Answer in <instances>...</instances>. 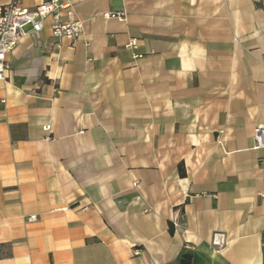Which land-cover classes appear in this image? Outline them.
<instances>
[{
  "label": "crops",
  "instance_id": "crops-1",
  "mask_svg": "<svg viewBox=\"0 0 264 264\" xmlns=\"http://www.w3.org/2000/svg\"><path fill=\"white\" fill-rule=\"evenodd\" d=\"M59 2L82 39L0 80V264H264L262 1Z\"/></svg>",
  "mask_w": 264,
  "mask_h": 264
},
{
  "label": "built area",
  "instance_id": "built-area-1",
  "mask_svg": "<svg viewBox=\"0 0 264 264\" xmlns=\"http://www.w3.org/2000/svg\"><path fill=\"white\" fill-rule=\"evenodd\" d=\"M50 17L52 18L50 32L54 40L58 42L65 40L75 45L85 35V25L82 21L76 20L71 5L60 3L59 0H44L34 9L23 7L14 1L0 6V80L7 78L10 67L6 57L18 47L21 40L27 35V28H31L34 37L40 38L45 21ZM104 17L107 19L115 17L122 20L127 18L123 11L107 12ZM128 47L136 48L137 41L132 40ZM44 129L49 130L50 127ZM254 143L257 149L264 148V126H258L255 129ZM181 218L180 213L174 214L175 226L178 227ZM28 220L34 221L36 216H31ZM211 245L215 252H222L227 246L226 234L215 232ZM135 253L139 254L140 251L136 250Z\"/></svg>",
  "mask_w": 264,
  "mask_h": 264
},
{
  "label": "trees",
  "instance_id": "trees-1",
  "mask_svg": "<svg viewBox=\"0 0 264 264\" xmlns=\"http://www.w3.org/2000/svg\"><path fill=\"white\" fill-rule=\"evenodd\" d=\"M258 5L261 6V7H264V5L262 3H259ZM180 172H181L182 176L186 175V171L183 168H181Z\"/></svg>",
  "mask_w": 264,
  "mask_h": 264
},
{
  "label": "rangeland",
  "instance_id": "rangeland-1",
  "mask_svg": "<svg viewBox=\"0 0 264 264\" xmlns=\"http://www.w3.org/2000/svg\"><path fill=\"white\" fill-rule=\"evenodd\" d=\"M262 1V3L264 4V0H261Z\"/></svg>",
  "mask_w": 264,
  "mask_h": 264
}]
</instances>
